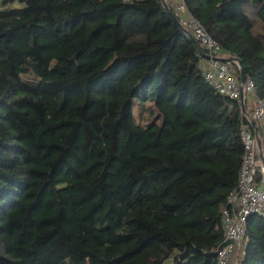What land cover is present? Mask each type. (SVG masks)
<instances>
[{"label": "trees", "instance_id": "obj_1", "mask_svg": "<svg viewBox=\"0 0 264 264\" xmlns=\"http://www.w3.org/2000/svg\"><path fill=\"white\" fill-rule=\"evenodd\" d=\"M182 2L264 102V0ZM201 52L159 0H0V264H216L255 129Z\"/></svg>", "mask_w": 264, "mask_h": 264}, {"label": "built area", "instance_id": "obj_2", "mask_svg": "<svg viewBox=\"0 0 264 264\" xmlns=\"http://www.w3.org/2000/svg\"><path fill=\"white\" fill-rule=\"evenodd\" d=\"M122 1L130 3L138 0ZM164 2L178 23L191 33L196 44L204 50L200 63L204 82L218 94L239 101L241 85L234 76L232 66H237L236 61L225 54L200 23L188 13L182 0ZM242 91L244 101L248 97L252 100V115L249 120L262 127V136L259 137L261 147H257L255 136L246 130L241 131L244 153L237 187L228 194L221 212L224 241L215 251L216 264H238L248 220L250 217L264 219V102L256 98L252 81L245 79Z\"/></svg>", "mask_w": 264, "mask_h": 264}, {"label": "water", "instance_id": "obj_3", "mask_svg": "<svg viewBox=\"0 0 264 264\" xmlns=\"http://www.w3.org/2000/svg\"><path fill=\"white\" fill-rule=\"evenodd\" d=\"M159 1H160L161 5H162V8H163V10L165 11L166 15L169 17V19H170V20H171L176 26H178L179 28H181V29L185 32L187 38H188L192 43L196 44V42L194 41V39H193L191 33H190L189 31H187L186 29H184V28L178 23L177 19H176L175 16L173 15L172 11L167 7V5L165 4L164 0H159ZM201 55L204 57V54H203L202 52H201ZM235 61H236L237 66H238V70H239V82H240V85H241V86H240V88H241V94H240V99H239V101H240V107H241V111H242V113L245 114V113H246V110H245V104H244V94H243V91H242V85H243L244 82H245V76H244V72H243V69H242L241 63H240L239 61H237V60H235ZM250 123H251L252 127H254V129H255V139H256V144H257V147L260 149V147H261V145H260V139H259V137H258L257 134H256V131H257L256 126H255L256 123H255V121H253V120L250 121ZM260 157H261V155H260Z\"/></svg>", "mask_w": 264, "mask_h": 264}, {"label": "rangeland", "instance_id": "obj_4", "mask_svg": "<svg viewBox=\"0 0 264 264\" xmlns=\"http://www.w3.org/2000/svg\"><path fill=\"white\" fill-rule=\"evenodd\" d=\"M234 73V69H233ZM134 117L136 119V122L145 125L148 123V114L145 112L140 105H135L134 106Z\"/></svg>", "mask_w": 264, "mask_h": 264}, {"label": "crops", "instance_id": "obj_5", "mask_svg": "<svg viewBox=\"0 0 264 264\" xmlns=\"http://www.w3.org/2000/svg\"><path fill=\"white\" fill-rule=\"evenodd\" d=\"M245 102H246L247 104H249L250 107L252 108V100H251V98H249V97H248V98H245L244 104H245ZM255 126H256V129H257L256 134L258 135V129H259V132H261V134H262V127H261V125H259L258 123H256ZM254 132H255V131H254ZM258 137H260V136H258ZM242 250H243V243H242L241 249H240V251H239V255H240V256H241V252H242Z\"/></svg>", "mask_w": 264, "mask_h": 264}]
</instances>
